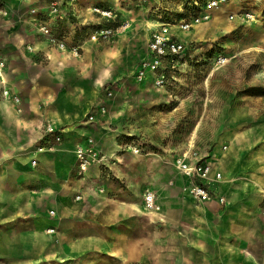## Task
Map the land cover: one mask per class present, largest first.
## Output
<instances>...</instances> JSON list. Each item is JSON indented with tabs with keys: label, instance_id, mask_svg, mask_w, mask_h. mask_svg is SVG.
Returning <instances> with one entry per match:
<instances>
[{
	"label": "rangeland",
	"instance_id": "rangeland-1",
	"mask_svg": "<svg viewBox=\"0 0 264 264\" xmlns=\"http://www.w3.org/2000/svg\"><path fill=\"white\" fill-rule=\"evenodd\" d=\"M213 1L0 0V64L22 100L23 113L18 114L24 121L22 132L32 134L37 128L25 123L27 114L34 112L47 117L53 113L64 125L63 143L83 140L70 133L87 128L88 139L102 143L100 151L118 157L112 171L103 174L105 184L119 193L112 202L115 213L123 202L140 199L145 206L148 191L159 198L163 191L157 188V193L151 184L155 178L158 185L177 178L173 156L192 138L215 171L223 173V180L229 176L232 182L244 180L255 162H264V0H225L210 7ZM143 19L170 26L186 44L187 61L171 92L136 78L148 54L150 33L162 29H146L138 23ZM182 21L191 28L181 29ZM197 21L208 24L197 30ZM65 49L68 59L56 69L50 52L63 54ZM103 57L111 63L112 77L88 103L104 67ZM98 107L106 113L90 120ZM85 108L84 116L67 132L65 115L77 117ZM1 125L5 120L0 113ZM236 131L241 135L233 147ZM111 139L121 151L110 152ZM69 157L64 163L71 171L75 161ZM36 171H30L28 181H12L13 192H39L32 181ZM132 212L142 239L165 242L166 222ZM178 228L174 241L182 242Z\"/></svg>",
	"mask_w": 264,
	"mask_h": 264
},
{
	"label": "crops",
	"instance_id": "crops-1",
	"mask_svg": "<svg viewBox=\"0 0 264 264\" xmlns=\"http://www.w3.org/2000/svg\"><path fill=\"white\" fill-rule=\"evenodd\" d=\"M0 113L5 120L0 126V264H264V219L260 215L264 196L256 194L264 169L252 165L244 180L225 178L216 188V194L226 199L225 204L218 199L198 203L184 190L190 183L172 162L177 178L161 185L155 178L151 184L154 191H163L160 193L167 202L168 238L158 243L138 234L130 203L118 205L115 213L112 202L119 193L111 191L114 189L105 184L108 179L98 169L80 179L74 170L75 156L71 171L64 163L70 156L67 152H51V157L44 160L38 157L40 128L47 122L63 129L52 112L48 117L27 114L25 123L37 125L32 134L22 132L1 106ZM66 117L76 120L73 115H65L62 122H67ZM84 130L87 128L77 129L87 139ZM77 143L62 145L75 148ZM93 145L99 151L103 148ZM25 157L30 160L24 164ZM34 159L38 161L36 167L32 165ZM219 166L224 170L223 163ZM32 170H37L32 181L39 192L35 196L24 190L13 192L12 181H28ZM50 189L53 195L43 192ZM78 195L83 196L81 201L75 200ZM51 211H55L54 216ZM179 226L182 242L174 241ZM38 228L46 235L37 237ZM50 229L54 232L49 233ZM158 250L163 252L159 254Z\"/></svg>",
	"mask_w": 264,
	"mask_h": 264
},
{
	"label": "built area",
	"instance_id": "built-area-1",
	"mask_svg": "<svg viewBox=\"0 0 264 264\" xmlns=\"http://www.w3.org/2000/svg\"><path fill=\"white\" fill-rule=\"evenodd\" d=\"M224 1L214 0L209 5L210 7H216ZM208 18L209 15H206L205 19ZM161 28L150 33L148 39V54L137 70L136 78L141 83H148L154 89L168 93L175 87V82H177L176 74L181 71L180 68L184 65L183 62L187 61V47L171 31L170 26L165 25ZM190 28L191 25L182 21L181 29L187 31ZM45 32L46 34L49 33L47 30ZM4 67V63L0 64V68L3 69ZM5 70L3 69V71ZM1 91L5 98H12L17 113L21 115L23 113L21 97L13 91L10 84L1 88ZM107 95L111 96L112 93L107 91ZM105 113L106 110L104 108L98 107L97 109H93L90 114V120H94L95 114L103 115ZM64 139V131L56 129L51 124L46 125L42 130V137L40 138L37 151L38 153L53 152L56 150L57 145H62ZM91 140L88 138L83 139L74 148L76 159L75 172L80 179H85L92 169H98L101 174L108 173L118 163L117 156L99 151ZM206 157L201 155L196 140L192 138L186 147L181 151H176L173 156V165L179 174L190 183L188 188L189 193L195 202L208 203L218 199L221 204H225L226 199L216 194V188L223 181V173L215 171L213 162H210ZM32 165L36 167L38 161L34 159ZM99 191L103 192L102 189H99ZM82 199V195H78L75 198L76 201H81ZM157 200V194L148 191L144 197L145 206L154 209L157 207ZM50 215L54 216L55 211H51ZM260 215L264 217V203L260 208ZM53 232V229L49 230V233Z\"/></svg>",
	"mask_w": 264,
	"mask_h": 264
},
{
	"label": "bare ground",
	"instance_id": "bare-ground-1",
	"mask_svg": "<svg viewBox=\"0 0 264 264\" xmlns=\"http://www.w3.org/2000/svg\"><path fill=\"white\" fill-rule=\"evenodd\" d=\"M33 21L35 19H32ZM137 20V19H136ZM139 24L144 26L146 29H149L151 27H162V26H165V24H162V23H151L150 21H147L145 19L143 20H138ZM208 23H205V24H200L199 21L195 22L194 24V27H196L197 30L201 29V27H203V25H207ZM123 30H125V28H123ZM187 35H190V32H186ZM185 33V35H186ZM65 52L63 54L57 52V51H53V52H50V58H51V61H52V65L56 67V69L59 68V66L61 65H64L65 61H67L68 59V52L67 50L65 49L64 50ZM74 55L75 56H78V53L74 52ZM119 53H115L114 56L118 57ZM103 63H104V67L102 68L103 70L101 71V73L99 74V76L97 77V79L95 80V83H94V86H93V89H92V92L90 93V97H89V100H88V103H92L97 95V92L105 85L106 82L110 81L111 80V77H112V67H111V63L107 60L106 57H103ZM4 69V68H3ZM2 68H0V88H4L7 84H11V78L10 76L7 74V73H4ZM83 93L86 94L85 91H83ZM0 106H1V109L9 116L12 117L13 119V123H15V125L21 129L23 127V120L18 116V113L14 107V102L12 100V98L10 97H4L2 100H0ZM85 110H87L86 108L85 109H82L78 116L75 118L76 120L72 121L71 118H67V122L68 125H70L69 127L66 128V131L67 132H71L72 130V127L76 124V122H78L83 116H84V113L86 112ZM123 112V111H122ZM71 121V122H70ZM62 123H65V122H62ZM72 125V126H71ZM61 127H64V125H61ZM72 135H76L77 137L79 138H82L83 137V134L81 132H74L72 133ZM239 135L240 132L236 131L235 134L233 135L232 137V146L235 147L236 145V142L239 141ZM99 144V143H98ZM100 146H102V143L99 144ZM108 146H111L112 150H110V152L112 151H121L120 150V147L119 145L116 143V141H114L113 139H111L108 144ZM55 151H59V152H67L70 154V157L69 159L71 161L74 160V147H68L66 144L62 145L59 150L56 149ZM53 151V152H55ZM131 151V149H130ZM37 153V152H36ZM51 152H45V153H38V157H40L41 159H46L47 157H51ZM30 160V158L28 157H25L24 158V164L26 163V161L28 162ZM247 165V164H246ZM16 167H18L19 165L16 163L15 164ZM254 167H258L260 169H264V162H255V164L253 165ZM217 169H219L217 166H216ZM225 183V182H224ZM1 187V185H0ZM154 187V186H153ZM184 190L189 193V190H188V186L184 187ZM43 192H46L48 193L49 195H53V190H44ZM37 192H33V195H36ZM256 194L258 196H264V179L263 178H259V186L256 190ZM189 196H190V193H189ZM33 198V197H31ZM158 204H157V207H155L154 209H151L149 206H144L141 202V200L139 199L138 202H133V203H130L128 204V206H130L131 208H133L135 211H137L138 213H140L141 215H147V216H150L151 219L153 221H161V222H167V202H166V197L160 193V197L158 198L157 200ZM126 206V205H125ZM164 206V207H162ZM49 232V230H48ZM36 233V236L38 237H43L45 236L47 232H45L44 230H41V229H36L35 231Z\"/></svg>",
	"mask_w": 264,
	"mask_h": 264
}]
</instances>
